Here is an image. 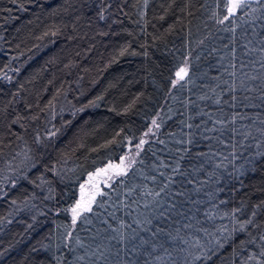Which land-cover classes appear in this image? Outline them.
<instances>
[{"label": "trees", "instance_id": "1", "mask_svg": "<svg viewBox=\"0 0 264 264\" xmlns=\"http://www.w3.org/2000/svg\"><path fill=\"white\" fill-rule=\"evenodd\" d=\"M227 6L0 0V264H264V0Z\"/></svg>", "mask_w": 264, "mask_h": 264}, {"label": "rangeland", "instance_id": "2", "mask_svg": "<svg viewBox=\"0 0 264 264\" xmlns=\"http://www.w3.org/2000/svg\"><path fill=\"white\" fill-rule=\"evenodd\" d=\"M248 1H252V0H248ZM228 5L230 3V0H227ZM181 68H186L187 67H181ZM135 154L129 150L126 155L123 157L122 162L119 163L118 165H116V167H112L111 169H114L113 171H106V173H99L98 175H92L91 177H89V179L86 181L85 184H83V188L80 187L79 192H78V201L81 200H89L91 199L93 196L95 197L94 201L91 204H94L97 196L101 193V189L103 186H106L108 183H110L111 181H113L114 179H116L118 176H120L124 171L127 170V168L129 167V165L131 164L132 161V157ZM119 171L121 174L117 175L116 172ZM76 202V203H77ZM76 206V204L74 205V207ZM83 213H88V212H83Z\"/></svg>", "mask_w": 264, "mask_h": 264}, {"label": "snow or ice", "instance_id": "3", "mask_svg": "<svg viewBox=\"0 0 264 264\" xmlns=\"http://www.w3.org/2000/svg\"><path fill=\"white\" fill-rule=\"evenodd\" d=\"M257 3H259V0H256ZM248 6V0H230L229 5L227 6V10L229 14H234L235 11L237 9L240 8H244ZM225 19H227V17H225ZM187 69L186 68H180L177 72H176V77H177V81L183 80L184 77L187 75ZM177 81H174L173 84L175 85V83ZM153 124H156V121H153ZM144 141L141 140L140 144H143ZM137 147H139V145H137ZM109 167H112L111 165H109ZM101 171H104V169H101ZM117 175L121 174L119 171L116 172ZM83 188V186H81ZM95 197L93 196L91 199L85 201V200H81L78 201L76 203V206L73 207L71 209L72 212V223L75 224L79 218V216L83 213V212H91L92 211V207L91 204L94 201ZM264 254V253H262Z\"/></svg>", "mask_w": 264, "mask_h": 264}]
</instances>
